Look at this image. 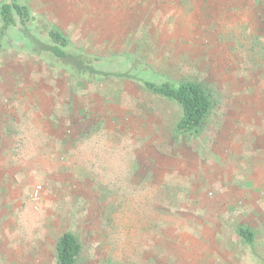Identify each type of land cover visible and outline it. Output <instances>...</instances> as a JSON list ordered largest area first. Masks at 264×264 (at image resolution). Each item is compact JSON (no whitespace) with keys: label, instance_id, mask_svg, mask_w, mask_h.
Returning <instances> with one entry per match:
<instances>
[{"label":"rangeland","instance_id":"obj_1","mask_svg":"<svg viewBox=\"0 0 264 264\" xmlns=\"http://www.w3.org/2000/svg\"><path fill=\"white\" fill-rule=\"evenodd\" d=\"M18 1L113 76L77 77L9 30L0 264H56L65 232L77 264H264V0ZM128 71L156 84L202 72L216 103L199 134L114 76Z\"/></svg>","mask_w":264,"mask_h":264},{"label":"trees","instance_id":"obj_2","mask_svg":"<svg viewBox=\"0 0 264 264\" xmlns=\"http://www.w3.org/2000/svg\"><path fill=\"white\" fill-rule=\"evenodd\" d=\"M10 29L21 33L33 54L50 56L77 77L95 79L111 74L98 68L102 63L100 58L73 49L66 36L44 17L40 16L33 22L28 7L18 0H3L0 5V51ZM201 73L194 72L193 76H183L179 80L169 77L159 84L139 80L130 71L114 76L128 81L136 80L151 95L176 105L179 116L175 129L185 137H192L198 135L208 122L216 103L212 86L200 77ZM239 235L252 245L254 235L249 229H240ZM55 249L56 264H77L81 244L74 234L65 232L60 235Z\"/></svg>","mask_w":264,"mask_h":264},{"label":"built area","instance_id":"obj_3","mask_svg":"<svg viewBox=\"0 0 264 264\" xmlns=\"http://www.w3.org/2000/svg\"><path fill=\"white\" fill-rule=\"evenodd\" d=\"M39 191H40V187H38V188L34 191V193H33V197L38 198Z\"/></svg>","mask_w":264,"mask_h":264}]
</instances>
